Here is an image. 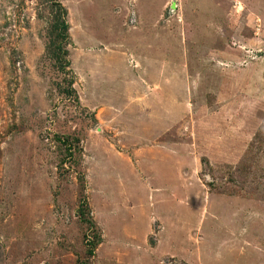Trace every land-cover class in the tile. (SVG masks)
Segmentation results:
<instances>
[{
    "label": "rangeland",
    "instance_id": "374dc122",
    "mask_svg": "<svg viewBox=\"0 0 264 264\" xmlns=\"http://www.w3.org/2000/svg\"><path fill=\"white\" fill-rule=\"evenodd\" d=\"M0 264H264V0H0Z\"/></svg>",
    "mask_w": 264,
    "mask_h": 264
},
{
    "label": "trees",
    "instance_id": "16d2710c",
    "mask_svg": "<svg viewBox=\"0 0 264 264\" xmlns=\"http://www.w3.org/2000/svg\"><path fill=\"white\" fill-rule=\"evenodd\" d=\"M58 6H59V4H58ZM54 27L60 31L58 34L60 36V38H62L63 40L66 39V41H67L68 40L69 25H68V22L66 20V10L62 9V18L60 17L59 19L56 20ZM65 64L69 65V62L66 61Z\"/></svg>",
    "mask_w": 264,
    "mask_h": 264
},
{
    "label": "crops",
    "instance_id": "0c3cea01",
    "mask_svg": "<svg viewBox=\"0 0 264 264\" xmlns=\"http://www.w3.org/2000/svg\"><path fill=\"white\" fill-rule=\"evenodd\" d=\"M137 22V21H136ZM140 23H141V26H140V28L142 27V25L144 24H142V20H140ZM143 28L145 29V28H147V32H149V33H151L153 30H155L153 27H151V28H149L148 26L147 27H142V30H143ZM144 33H146V32H144ZM138 39V38H137ZM134 43V42H133Z\"/></svg>",
    "mask_w": 264,
    "mask_h": 264
}]
</instances>
